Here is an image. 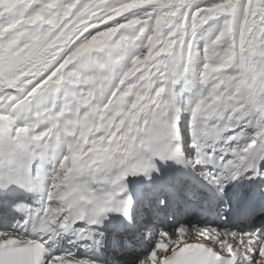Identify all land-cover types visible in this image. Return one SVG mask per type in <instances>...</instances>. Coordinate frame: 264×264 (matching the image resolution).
I'll use <instances>...</instances> for the list:
<instances>
[{"label": "snow or ice", "instance_id": "obj_1", "mask_svg": "<svg viewBox=\"0 0 264 264\" xmlns=\"http://www.w3.org/2000/svg\"><path fill=\"white\" fill-rule=\"evenodd\" d=\"M118 248L264 264V0H0V264Z\"/></svg>", "mask_w": 264, "mask_h": 264}]
</instances>
